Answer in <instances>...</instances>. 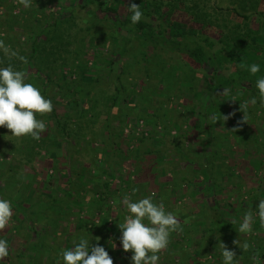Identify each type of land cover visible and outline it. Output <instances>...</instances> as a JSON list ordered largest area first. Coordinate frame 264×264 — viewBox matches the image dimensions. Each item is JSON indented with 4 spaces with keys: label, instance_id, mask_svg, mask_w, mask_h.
<instances>
[{
    "label": "rangeland",
    "instance_id": "1",
    "mask_svg": "<svg viewBox=\"0 0 264 264\" xmlns=\"http://www.w3.org/2000/svg\"><path fill=\"white\" fill-rule=\"evenodd\" d=\"M120 1L118 13L123 18L130 0ZM144 1H156L155 24L166 27L168 20L183 24L187 31L198 27L184 11V4L190 5L192 0ZM199 1L203 8V0ZM241 1L209 0L206 7L210 14L215 6L230 8L228 14L233 8L242 13ZM249 1H243V14L254 19L253 15L264 11V0H257L254 10ZM72 2L34 0L25 9L19 0H0V41H11L6 46L9 51L0 47L5 60L14 62L17 56L11 53L17 54L19 47L28 44L18 27L44 28ZM137 5L152 8L143 1ZM94 9L91 5L72 17L58 19L64 20L58 30L64 39L58 55L63 54L65 66H56L53 82L45 87L39 81L33 83L53 104L51 113L37 114L46 124L41 138L9 137L10 130L0 127V198L9 200L12 207L8 224L0 229V239L9 247V255L0 258V264H60L62 251L71 249L82 236L90 245H101L100 235L84 229L102 232V215H108V246L104 247L113 264H131V251L124 252L119 243L118 224L126 214L119 202L124 197L135 201L148 196L179 221L168 247L158 253V264H221L219 243L229 249L236 244L230 235L208 234L209 206L222 211L237 230L236 264H264V227L258 218L253 232L238 231L242 216L254 213L258 201L264 199V103L256 97L255 105L246 104L252 96L240 90L223 97L220 107L214 106L218 121L214 145L219 155L215 154L211 189L203 196L195 188L199 180L190 165L201 162L198 143L205 126L196 109L205 89L199 71L174 55L144 47L134 31L119 33L128 39L123 51L113 39L117 33L111 19H97ZM204 33L212 39L218 36L217 31ZM108 60L113 64L106 76ZM86 68L93 79L104 73L105 78L93 89L104 95L81 99L77 93L73 97L75 83L86 84L81 78ZM261 68L264 70V61ZM115 88L117 96L121 93L117 106L111 100ZM73 99L82 101L76 106ZM106 126L113 133L111 139ZM231 128L245 132L249 139L239 142L233 136L225 140L224 134ZM136 149L139 153L132 158ZM103 181L109 183L106 191L112 193L105 200L106 212L90 215V201L97 196L93 187ZM245 241L249 248L241 250Z\"/></svg>",
    "mask_w": 264,
    "mask_h": 264
},
{
    "label": "trees",
    "instance_id": "2",
    "mask_svg": "<svg viewBox=\"0 0 264 264\" xmlns=\"http://www.w3.org/2000/svg\"><path fill=\"white\" fill-rule=\"evenodd\" d=\"M142 1L145 6H152V8L140 6L143 16L141 21L137 24H132L130 20V13L127 9L130 1L126 2V14L121 18L118 13V6L121 4L120 0H112L111 2L108 0H80L79 3L73 0L68 9L63 11V14L60 13L61 15L58 16V19L63 15L65 17H72L76 14L77 10H84L88 6L94 5V15L97 19L105 17L111 19L114 31L117 33V36L113 39L114 41L120 42L123 51L127 46L128 39L125 38V36L119 35V33L126 34V32L134 31L139 34L144 47L174 55L184 62L186 61V63H191L195 69L199 71L200 79L203 81L205 89L199 98L200 105L196 107V109H198L199 114L202 116L205 126L202 131V139L198 143L201 145L199 150V159L201 162H192L190 165L194 167L193 170L197 172L195 176L199 180V186H195V188L205 196V194H209L208 190L211 189L210 181L213 176V163L215 157L219 155V151L215 149L214 145L215 139L217 138L214 128L218 127V121L215 122L212 119V117L215 116L213 111L214 106L220 107V102L223 97L237 93L240 90L244 94L248 92L252 97H258V102H261L258 96V89L255 87V81L259 76H264V70L261 68L264 61V11L253 15L255 17L254 19L253 17L244 15L243 7L246 6V4L243 2L245 0H243L240 5L242 13H239L233 8L234 12L232 11L228 14V12H230L229 10H231L230 8L227 9V7L215 6L214 13L210 14L207 11L208 7H206V3H208L209 0H203V8L200 7L199 0H192L190 5L184 4V11L192 18L193 22L196 23L198 27L190 28L191 30L187 31V28L183 24L175 21L165 20L166 27H164V25L162 26L160 23L155 24L156 19H153V15H155L158 10V7L154 4L156 1L153 3H145L146 1L144 0H131V2L137 4H141ZM175 2L177 3L179 0H175ZM249 3L250 5L252 4L251 7L252 10H254L257 0H250ZM43 8L44 7L41 6L42 12ZM228 15H233L235 19H227L229 17ZM58 19H54L44 28L41 27L36 31L31 30V27H18L17 32L24 35L25 43L28 41V44L18 48L19 51L16 54L17 59H15L14 62L5 60L7 58H4L0 50V66L1 64L2 66L11 64L15 70H23L26 74L27 70H29L30 72H28L26 79L28 83L39 81L42 87H45L47 84L53 82L52 77L54 76L53 74L55 73L56 66H65L63 54L58 55L61 46L64 44V39L58 34V30L61 24L64 23V20L59 21ZM260 19H262V21H260ZM9 20L10 22L13 21L12 18H6V21ZM182 29L189 33L186 34V32H181ZM208 30H212V32L217 31V38L212 39L209 35L206 36L204 32ZM8 32L9 31H7V33ZM9 43H11V41H8V43L4 45L7 46ZM66 46H68V44ZM19 57H24V60H20ZM107 62L108 64L104 71L105 74L102 73L98 77H95V79H93L92 75H88L89 73L86 72L89 70L87 68L85 69L81 78L86 84L83 85L79 82L75 83L73 87V97L78 93L81 99L83 97L93 99L96 96L98 97L105 94L104 92L100 93V91L95 92L93 89L102 78H105L103 74L106 76L111 74V64H113V61L108 60ZM252 63L260 64V72L251 74L248 71V66ZM241 65H244V67H241ZM62 78L64 79V77ZM190 80L188 83H190ZM63 84L66 85L67 82ZM223 89H227L228 91L222 94ZM118 92L119 90L115 88V94L111 98L115 106H117L118 98L121 95L120 93L117 96ZM107 98L110 99V97ZM81 101L73 99L76 106H78ZM216 102L219 103L217 104ZM106 130L108 139H111L113 133L109 129V126H106ZM224 136L227 141L231 140L233 136L236 137V140L239 142L240 140L249 139L245 132L233 128L227 130ZM138 153V149L134 150L131 153V157H137ZM215 154L217 155L215 156ZM103 172L105 173L106 171L103 170ZM108 187L109 183H107V181L94 185V192L97 196L93 197L94 199L90 201V215L96 213L103 214L106 212L104 209L105 205H107L106 201L110 200L112 196V193L106 191ZM56 201L59 202V199ZM58 206L63 209L62 204ZM206 209L208 211L207 216L205 215L209 224L207 229L208 234L211 236L218 234L230 235V237L234 239V242L236 240L239 241L234 224L232 221L227 220L222 211H219L214 206H209ZM107 216H100L102 219L100 225L102 232L96 233L98 228L94 230L93 227L84 229L90 233L100 235L101 245L105 247L108 246V237L106 235ZM208 245H211V243L209 242ZM237 245L238 244L234 246L235 252L238 251V248H236Z\"/></svg>",
    "mask_w": 264,
    "mask_h": 264
},
{
    "label": "clouds",
    "instance_id": "3",
    "mask_svg": "<svg viewBox=\"0 0 264 264\" xmlns=\"http://www.w3.org/2000/svg\"><path fill=\"white\" fill-rule=\"evenodd\" d=\"M32 3L34 0H19V4L25 9L31 7ZM127 9L131 23H139L143 16L140 6L130 0ZM0 47L5 52L9 51L3 41H0ZM11 54L16 55L15 52ZM19 59L23 61L24 57ZM260 70L259 63L248 66L251 74H256ZM255 87L258 89L261 103H264V76L256 79ZM227 91L223 89L222 94ZM247 103L255 105L256 97L250 98ZM52 111V101L43 96L41 90L33 83L26 82V73L23 70H15L11 64L0 67V127L10 130L9 137L30 136L34 140H39L46 130V124L37 118V114L43 115ZM222 117L223 120L228 119V116ZM212 119L217 121L215 116ZM243 119L245 120L244 116ZM119 203L126 210L123 221L118 224L120 247L124 252L131 251V264H158L160 259L158 253L168 247L170 234L179 227L177 216L171 211H166L162 203L154 202L151 196L135 201L124 197ZM11 215V202L0 198V229L8 224ZM256 218L264 227V199L258 201L254 213L249 211L242 216L238 231L245 234L253 232ZM219 246L221 264H236L235 250L227 248L223 243H219ZM248 248L249 244L246 241L240 245L241 250ZM8 255V244L4 239H0V258ZM60 255V264H113L112 257L103 245L99 243L90 245L89 240L83 236L71 249L63 250Z\"/></svg>",
    "mask_w": 264,
    "mask_h": 264
}]
</instances>
